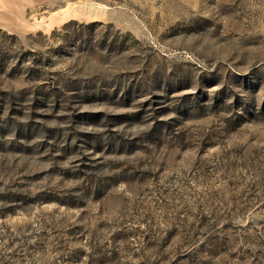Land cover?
Instances as JSON below:
<instances>
[{
	"label": "rangeland",
	"instance_id": "374dc122",
	"mask_svg": "<svg viewBox=\"0 0 264 264\" xmlns=\"http://www.w3.org/2000/svg\"><path fill=\"white\" fill-rule=\"evenodd\" d=\"M0 264H264V0H0Z\"/></svg>",
	"mask_w": 264,
	"mask_h": 264
}]
</instances>
